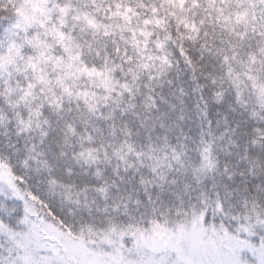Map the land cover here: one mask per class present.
Instances as JSON below:
<instances>
[{"label":"snow or ice","instance_id":"snow-or-ice-1","mask_svg":"<svg viewBox=\"0 0 264 264\" xmlns=\"http://www.w3.org/2000/svg\"><path fill=\"white\" fill-rule=\"evenodd\" d=\"M0 264H264V0H0Z\"/></svg>","mask_w":264,"mask_h":264}]
</instances>
